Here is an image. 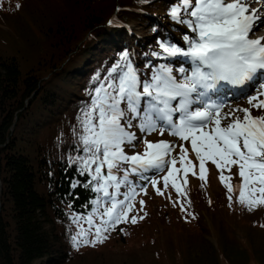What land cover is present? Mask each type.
I'll use <instances>...</instances> for the list:
<instances>
[{
    "label": "trees",
    "instance_id": "trees-1",
    "mask_svg": "<svg viewBox=\"0 0 264 264\" xmlns=\"http://www.w3.org/2000/svg\"><path fill=\"white\" fill-rule=\"evenodd\" d=\"M157 2L160 0H0V22L8 28H11L8 20L15 18L18 21L29 4L39 9V5L45 3L58 12L50 23L44 25L49 42L44 51L46 59L40 67L35 63L36 66L22 74L17 54L7 56L0 52V264L72 263L86 253L102 254L101 249L115 243L123 251L126 250L121 245H126L130 251L152 248L162 239L160 236H166L173 227L182 234L195 233L202 228L203 213L210 219L223 220L218 224L225 234V240L218 241L217 249L209 241L202 240L193 250L191 258L190 252L182 253L174 264H244L243 255L248 258L245 264H264V250L260 246L255 248L247 234L227 240L229 231L238 226L239 229L263 236L264 206L249 211L237 202L238 191L232 193L230 206L229 194L219 179L220 174H209L211 185L215 184L209 189V179L201 181L192 174L195 169L189 172L186 185L178 179L181 195L176 193L171 200L160 196V203L153 208L148 205V198L145 199V209L134 207L129 217L143 216L135 224L129 219L125 224L116 225L114 230L106 233L107 239L95 246L82 245L74 249L71 243L70 236L77 226L70 217L73 213L87 215L92 210L90 201L96 198V193L83 187V183L90 178L78 175L76 169L79 165H69V157L82 155L73 148V126L77 124V114L88 100L93 77L99 74L102 78L122 52L131 53L135 66L144 71H150L144 69L149 60L154 65L167 63L163 60L159 62L157 57L151 55L153 51H161L158 41L162 39L157 37L154 30L159 31L160 35L173 30L181 32V24H176L168 15L172 0H161L166 8L162 10V15L156 10ZM115 16L127 25L113 29V42H99L106 23ZM130 23L136 28L140 26V33L128 27ZM22 24H25V20L18 26ZM5 35L4 39H7L8 34ZM93 46L98 53L84 59L88 53L94 52ZM41 61L43 58L40 55L39 63ZM72 63H81V66L72 74L73 80L64 89L66 95L60 99L62 108L57 107V98L53 92H49V83L62 73L65 75L60 77L64 78L68 73L66 64ZM45 67L52 73L43 79L41 74L46 71ZM44 93H47L46 98L42 96ZM37 100L49 106L48 114L54 117L59 112V116L40 129L36 142L28 143L30 140L19 129L38 125L33 112V103ZM66 118L76 124L67 126ZM194 176L198 181L191 183L190 179ZM231 176L233 185L241 182H235L236 176ZM130 179L137 185L135 201L140 206V197L144 192L139 191V187L148 190L152 186L138 177ZM76 180L81 184L72 189L70 183ZM126 191L127 188L122 186L120 192ZM156 208L158 220L154 215ZM81 224L83 226V221ZM151 224L153 228H148ZM141 228L144 230L141 231ZM227 246L235 250L230 252ZM250 256L254 260L249 259Z\"/></svg>",
    "mask_w": 264,
    "mask_h": 264
},
{
    "label": "snow or ice",
    "instance_id": "snow-or-ice-1",
    "mask_svg": "<svg viewBox=\"0 0 264 264\" xmlns=\"http://www.w3.org/2000/svg\"><path fill=\"white\" fill-rule=\"evenodd\" d=\"M259 11L246 0H172L168 15L187 27L181 37L186 47L158 41L161 52L151 55L168 63L154 65L149 60L144 69L150 71L138 69L132 54L124 51L102 78L99 74L93 77L88 100L73 126V148L82 155L69 157V165H79L78 175L90 178L83 187L96 193V198L90 201L92 210L86 216L73 213L70 217L77 226L70 236L73 247L103 243L106 233L122 221L130 219L135 224L143 219L129 217L137 195V185L130 177L150 183L158 195H164L169 186L178 196L182 194L177 173H183L186 185L187 173L195 168L189 150L184 143L145 138L144 151L128 155L124 146L135 147L140 140L131 131L134 126L141 133L159 131L163 136L167 131L179 141L190 142L199 162L198 178L206 182V163L215 165L230 206L234 191L239 193L237 202L249 211L264 206V115L251 114L252 109L264 110V99H260L264 96V37L250 38L264 23ZM114 22V18L108 21L110 25ZM176 62L180 63L179 76L170 66ZM253 89L255 95H249ZM225 91L233 98L247 95L249 107H231L225 112ZM177 147L179 153L173 155ZM233 167L241 178L237 185L230 182L231 175L223 174L225 169L231 173ZM165 169L164 175L152 178ZM161 182L163 189L158 187ZM80 184L76 180L70 187ZM122 186L126 192H120ZM139 191L147 192L143 186ZM139 203L142 210L144 201Z\"/></svg>",
    "mask_w": 264,
    "mask_h": 264
},
{
    "label": "rangeland",
    "instance_id": "rangeland-1",
    "mask_svg": "<svg viewBox=\"0 0 264 264\" xmlns=\"http://www.w3.org/2000/svg\"><path fill=\"white\" fill-rule=\"evenodd\" d=\"M157 5H158V9H156V10H159L158 11L159 15L160 14L162 15V10H165L166 8L164 5L162 6L161 0H160V2H157ZM32 6L29 4L23 10V13H22L23 16L21 15V18L18 21L15 20V18H12L11 20H8V18H7L11 28H8L6 25H4L2 22H0V37H2L4 39V37L6 36L5 33L8 34L7 39L3 40L2 38H0V40L2 42V45L0 47V52L3 53L4 55H7V56H10V54H17V62L19 64V68H20L22 74L26 73L29 70V68L32 66L34 67L37 65V67H40L42 64H44V60L46 59L44 57V51L46 50V47H47L48 42H49V40L47 38L48 36L45 35L46 31H45L44 25H46L47 23H50V20H52L54 15L58 13L55 10H53L52 5H48L45 3H41L39 5V9L34 8ZM117 10H118V7H117ZM134 10H137L138 12H143V10H141L139 8H135ZM160 10H161V12H160ZM113 18L115 19V22L111 25L109 23L108 24L106 23L105 32L102 31V36L100 37L99 42H104L105 44L113 42V39H114V37H113L114 30L113 29L121 28V27L124 28L127 25V24L124 25L119 20V18L117 16H115ZM24 20H25V24H22L21 27L18 26V23H20ZM32 22H33V24H32ZM42 26H43V28H40ZM180 26L181 27H179V30L182 32V34L184 32L188 31V29L185 25H180ZM128 27H132L133 29H135V32L140 33V31H141L140 26L139 27L137 26V28H136V26H134L132 23H130L128 25ZM128 27H126V28L130 32V29H128ZM172 32L175 33L177 31L173 30ZM181 32H177V33H181ZM154 33H156L157 37H160L162 40L170 41L169 38L167 37V34H165V35L161 34L160 35V32L159 31L157 32L156 30H154ZM261 34L262 33H260V35ZM137 35H138V33H137ZM180 35L181 34L175 35V41L179 45H182L183 41L181 39L182 36H180ZM108 36H109V38H108ZM116 39H117V37H116ZM138 39H140V38L138 37ZM114 44H115V42H114ZM95 46L98 47L97 45H95ZM98 48L101 49V47H98ZM92 49H94V52L88 53L84 57V59L90 55L98 53V50L94 46L92 47ZM42 50H43V52L41 53ZM40 55L42 56L43 61H41L39 63ZM79 60H81V59H79ZM162 60L163 59H160L159 62ZM35 63H36V65H34ZM167 63H168V61H167ZM66 66L68 68L67 75L64 78L60 77V76L65 75V73H62V74L58 75L57 77H55L52 81H50L49 88H48L49 92H53L56 95V98H57L56 106L57 107L60 106L61 108H62V101L60 99L62 98V96L66 95V94H64V89H66L67 86L70 84V82L73 80L74 76H72V74L73 73L75 74L76 70L78 71L79 66H81V63H79V64L78 63L66 64ZM170 66L173 68L174 74L179 76V73L176 72V69L180 67V63L179 62L171 63ZM45 68H46V71H44L43 74H41L43 79H44V77L47 78L49 73H52V70L47 69V67H45ZM47 93L42 94V96L44 98H46ZM248 94L249 95H255V89H253ZM260 99H264V96L260 97ZM33 104H34L33 105L34 118L36 120H38V125L28 126L26 128H20L19 129L21 134L22 135L24 134V137L27 140H30V141H28V143H30L31 141L36 142L40 129L43 126H46L48 123H51V121L53 119H55L59 116V114H58L59 112L54 117H53V115L48 114L49 106H44L42 104L41 100H37ZM65 106H66V104H65ZM236 106L249 107V105L247 103V95H244V96H242L236 100H233V101L230 100L229 103L224 106L223 110L225 112H227L229 110V108L236 107ZM251 114L253 116L264 115V111L252 109ZM239 115L242 116L243 114L239 113ZM49 116L51 118H49ZM65 123L67 126H72V125L76 124V123H73L72 121H70V119L68 120L67 118L65 119ZM131 131L135 132L137 134V136L140 138V140H139V143H137L135 145V147H133L131 144H126L124 146L125 151L128 155H132V154L137 153V152L142 153L144 151V147H145L144 142H143L145 138L149 141H152V142H156L160 139H165V140L174 142L176 144L182 143L181 141H179V139L170 136L168 134V132L164 133L163 136L160 135L159 131L152 132L150 134H145V133H141L139 131V129L136 128L135 126L131 129ZM185 147L189 150V159L193 160V163L195 165L194 169L197 173V176H199V173H200L199 162L195 160V154L192 153V151H191L190 142H188L185 145ZM178 153H179V147H177L175 149L173 155H178ZM176 166L180 167L179 164H177ZM206 169H207L206 179H209V174H211V172H213L214 174H216L215 172L220 174V171L217 170L215 165H213L210 161L206 163ZM166 171H167V169H165L164 172L157 173L152 178H156L157 176L158 177L162 176L165 174ZM189 172L187 173V177L189 175ZM223 174L225 176H229V175L233 174L236 176V178L234 180L235 182L241 181V178L238 175V169L236 167H233L231 169V173L227 169H225ZM148 175L151 176L152 174L149 173ZM177 177L179 180L184 181L182 178L183 177L182 172L177 173ZM194 180L198 181L196 176H194L192 179H190V182L194 183ZM208 181L210 182L209 189L215 187V184L213 186L211 185V183H212L211 177ZM158 187L163 189V183L162 182L159 183ZM174 194H176V191L171 186H169V188L167 190H165L164 195H158L156 193L155 189H153L151 187L147 190L146 194L142 193L144 198L140 197V200L144 201L143 209H145V207H146V202H145L146 200L145 199H147V198L150 199V201L148 202V205L151 208H153V207H155V205L160 203L159 199L161 197L170 198V200H171L174 198V197H172V195H174ZM133 204H134V207H140L141 208V205L139 206L138 203L135 201V199H134ZM157 212H158V210L156 208L154 210V215L157 216L156 220H158ZM221 221H223V220L217 221L215 219H210L206 214L203 213L202 219H201L202 228L196 230L197 233L192 232L190 234H185V233L182 234V232H180V230H178V228L173 227L170 231H167L166 236H164V237L160 236L162 239L159 240V242H157L156 246H154L152 248H148V247L146 248L145 247L144 249L130 251V250L126 249V245H121L126 250V251H123L122 249L118 248L117 244L115 243V244L109 245L106 249L105 248L101 249V250H103V251H101V252H103L102 254L100 252L98 254L86 253V254L80 255L79 259L76 262L69 263V262L65 261L63 264H169L170 262H171V264H174L177 257H179V255L182 253L190 252L189 258H191L193 250H195V247L197 246V244L199 245L202 240L209 241L210 243L213 244L215 249H217L216 247L218 246V244H217L218 241H220V239L225 240V234L223 233V231L220 230L221 225L218 224ZM120 224L122 225L125 223H124V221H122ZM120 224H119V226H120ZM86 225L87 224L85 222H83V227L87 228ZM153 226L154 225L151 224V226H149L148 228H153ZM238 227H236L235 229L232 228L229 231V235L227 236L228 241H231V239H233V237L241 238L242 236L247 234L249 237L248 238L249 242H254L255 248H257V246L258 247L260 246V247H262V251L264 250V235L259 236V235H257L258 234L257 232H253L250 230L246 231L243 228L240 227L241 229H239ZM143 230H144V228H141V231H143ZM76 231H77V228L75 229V232ZM163 233H166V232H162V234ZM245 244H246V242H245ZM227 247H229L230 252L235 250L234 247H231V246H227ZM74 249H76V248H74ZM154 256H155V258H154ZM252 257L253 256H250L249 259ZM242 261L245 264L246 262H248V258L243 255ZM250 264H254V263L252 262Z\"/></svg>",
    "mask_w": 264,
    "mask_h": 264
},
{
    "label": "bare ground",
    "instance_id": "bare-ground-1",
    "mask_svg": "<svg viewBox=\"0 0 264 264\" xmlns=\"http://www.w3.org/2000/svg\"><path fill=\"white\" fill-rule=\"evenodd\" d=\"M246 2L249 4L250 8H252V9H260V11L258 12V15L261 17H264V3L260 2L259 4H255L256 0H246ZM256 28H258V31L252 33V34L256 35V36H254V38L258 37V35H259L258 33H262L259 36L264 37V23L259 24ZM177 34H181L180 36H182V32L181 33H174L171 31L169 34H167V37L169 38V40L171 42H176L175 41V35H177ZM181 46H185L184 43H182ZM159 52H161V51H159ZM185 66H190V64H186ZM228 103L229 102H227L225 105H227Z\"/></svg>",
    "mask_w": 264,
    "mask_h": 264
}]
</instances>
